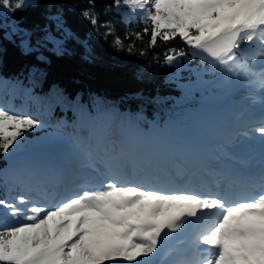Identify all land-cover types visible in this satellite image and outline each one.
<instances>
[{
	"label": "snow or ice",
	"instance_id": "snow-or-ice-1",
	"mask_svg": "<svg viewBox=\"0 0 264 264\" xmlns=\"http://www.w3.org/2000/svg\"><path fill=\"white\" fill-rule=\"evenodd\" d=\"M88 4L95 8L94 0ZM25 6V0L14 5L0 0L5 13ZM112 7L138 16L143 28L136 39L150 33L149 48L158 40L170 45L179 39L190 50L166 47L164 63L169 66H178L188 55L199 56L202 64L210 65L203 71L218 74L221 84L243 81L264 93V67L257 72L249 62L264 58V0H113ZM81 15L96 28L99 17L94 12L84 10ZM48 19L56 21L65 37L72 35L60 14ZM100 27L109 29L105 36L113 34L109 23ZM13 31L30 35L19 28ZM43 31L42 40L59 52L63 39L47 28ZM114 44L124 48L119 36ZM22 46L31 50L26 41ZM133 47L128 45L129 52ZM250 47L257 52L248 57ZM197 79L214 83L203 81L202 73ZM41 127L39 119L0 106V157L23 152L33 144L25 133ZM256 139L262 150L260 165L244 175L242 183L259 191L239 198L174 182L161 186L156 169L181 148L166 139L113 140L102 122L87 140L49 141L51 153L21 159L13 181L20 191L12 198L0 196V264H154L162 244L182 233L189 237L188 247L171 260L165 253L158 264H264V113L225 139L214 159L230 158L229 149L237 141ZM35 143L40 144V138ZM92 176L102 179L93 184ZM73 180L81 182L74 189L64 187ZM45 184L64 190L46 201Z\"/></svg>",
	"mask_w": 264,
	"mask_h": 264
},
{
	"label": "trees",
	"instance_id": "trees-1",
	"mask_svg": "<svg viewBox=\"0 0 264 264\" xmlns=\"http://www.w3.org/2000/svg\"><path fill=\"white\" fill-rule=\"evenodd\" d=\"M14 2L16 0H12L13 5ZM94 3L95 8L89 9L88 0H25V7L9 12L16 28L30 35L10 33L0 23V106L13 113L30 115L43 124L34 132L25 133L28 140L33 141L27 150L36 146L49 153L51 149L46 147L49 141L67 144L78 137L87 140L103 122L107 125V135L113 140L130 136L144 142L146 137L145 143L159 138L180 145V151L156 169L158 177H170L171 173L184 177L187 171L183 166L187 165L183 158L190 165L189 170L196 174L201 160H194L196 150L192 144L182 141L191 139L187 135L190 127L186 129V126L194 122L202 132L219 139L218 145L208 144V139L201 145L202 136L197 134L194 138L199 152L204 151L208 157L211 149L219 155L218 147L232 134L230 129L237 114L236 107L223 103L214 106L209 99L202 101L198 90L183 97L182 77L184 83L194 80L188 69L204 72L203 69L210 65L202 64L199 56L188 55L179 60L183 69L174 70L164 63V49L172 46L190 51L179 39L171 41L170 45L158 40L155 48H149L150 33L136 39L135 34L143 28L138 16L124 17L121 10L118 12L112 7L113 0H94ZM109 7L112 10L105 11ZM84 10L99 17L95 29L81 15ZM57 14L61 15L63 27L72 33L71 36L65 37L63 29L57 30L56 21L48 19ZM104 23L110 24L112 35L105 36L109 29L100 27ZM45 28L57 39H63L59 52L54 50L52 43L42 40ZM117 36L123 42L122 50L114 44ZM38 40L41 43L38 44ZM25 41L31 50L22 46ZM130 44L134 45L131 52L128 50ZM141 51L147 55H140ZM256 52L255 47H250L247 55L251 57ZM249 62L254 71L264 67L260 65L264 58L257 57ZM204 73L208 79L217 78L211 71ZM217 85L208 86V97L219 91ZM193 113L196 115L190 117ZM172 135H176L178 141H174ZM35 138H40L41 143H35ZM9 166L8 157H0V196L12 198L20 189L13 187L15 171L10 176L5 174ZM206 166L205 178L212 171ZM133 167L129 165L130 174ZM197 179L204 181L202 176ZM159 181L167 184L160 177Z\"/></svg>",
	"mask_w": 264,
	"mask_h": 264
},
{
	"label": "rangeland",
	"instance_id": "rangeland-1",
	"mask_svg": "<svg viewBox=\"0 0 264 264\" xmlns=\"http://www.w3.org/2000/svg\"><path fill=\"white\" fill-rule=\"evenodd\" d=\"M14 4H15V2H14ZM120 12L124 15V17H126V16L127 17L132 16V15L128 14V9L127 8L121 9ZM133 17H135V16H133ZM0 23L3 25V27L6 28V30L8 32H10V33L11 32H13V33L17 32V31H13V29L16 28V25L14 24V22H12V19L10 18L9 13H5L2 8H0ZM177 63H178V66H172V67L174 68V70L180 72V70L183 69V68L181 67L180 61H178ZM256 69H258V68H256ZM199 73H202V80L203 81H214V83L219 84V85H217V89L219 91L216 92V93H213L215 95L214 96L212 95L211 98H210V101L212 103H214V106H215V104L220 105L219 103H224V102H226V103H224L222 105L228 106V105L231 104V105L235 106V105H237L238 103H241L244 100H246V101L248 99L249 100H252V101H249L248 103H245L244 105H242L241 108H239V112L241 113V115H240V119L238 120V124H237L238 126H240V124L243 125V126H245V123L247 122V119H250L251 117L255 116V113H258V112H263L264 113V102H263V105H257L256 107H255V104H253V103H256L257 102V99H258L257 96L259 94L262 95V96H264V93H261L256 88H254V91L253 92L249 91V89H251V87H249L243 81L233 80L232 82H230L228 84H221V81L218 78V74H217V78L216 79H208L207 75L204 72H201V71L199 72V71L192 70L191 71V74H193V76H194V80L193 81H186L184 83V82H182V80H185L184 77H182V79L180 81L181 84H182V86L180 87V89L182 90V93L181 94H182L183 97L184 96L187 97L188 95H190L191 92H194L195 90H198L201 93L200 94L201 96H205L206 94L208 95V93H209L208 86L210 84H205V83H202L200 80H198L197 79V74H199ZM176 76H178V78H179V74H176ZM201 96H200V99H202ZM204 99L206 100V102L208 101V98H204ZM204 99L202 101H204ZM238 100H240V102H238ZM238 105H237V107H238ZM250 108H254V110H253L254 113L248 112V110ZM197 109H198V107H197ZM198 111H200V109H198ZM194 115H196V113H193L190 117H192ZM237 115H238V113H237ZM187 127L188 128L190 127V129L188 130L189 132L187 133V135L190 138L197 135L198 130L193 131L194 129H197L196 128L197 127V124L196 123L191 122V124H189V125L186 126V129H187ZM236 131H238V130H236ZM172 137H173L174 141H178V137L176 135H172ZM146 139L147 138L145 137L144 138V143H145V140ZM195 140H197V139H195ZM182 141L183 142H187L189 144H192L193 143L192 144V148H194V150H196V152H195L194 155L197 156L194 160L200 159L201 160V165H202L203 158L205 159V157H207V155H204V151H202L200 153L199 152L200 150H197L199 146H198L197 143L196 144L194 143V139H190V140L189 139H185V140L183 139ZM252 141H259V140L256 139V140H252ZM218 142H219V139H212V140H210V137H209L208 144H212L213 143L215 145H218L217 144ZM237 142L240 143V146H241V143L242 144H244V143L246 144L248 142V140L247 141H242V142L241 141H237ZM199 143L201 145H204V143H207V142L205 140H202V142H199ZM201 148H205V146H202ZM29 152H31V151H29ZM37 152H40V153L39 154H36ZM18 153H19L18 156L8 157V159L10 160V166H9L8 169H6V173H5L6 176L7 175L10 176V174L12 172H14V171L16 172L17 171V169L19 167V163H20L21 159L24 157V154L23 153H20V152H18ZM32 153H35L36 155H42V151H40L38 149H35V152H32ZM212 155L214 156V155H216V153H212L211 149H209L208 150V162L211 161V160H213ZM182 156L185 157V155H183V154H182ZM184 163L187 166H183V169H184V171H187L188 173H187V175L185 174V176L182 177V179H184V180L179 179L177 181H181L182 184H188V181L186 180V177L188 175H190V173H191V171H189V166L190 165H188V163L186 162L185 159H184ZM195 164H197V161L195 162ZM159 177L161 178L162 176H159ZM162 178H164V181L169 182V185L168 186L172 185V183L174 182L173 176H170V177L167 176V177H162ZM192 178L195 181L197 179L196 176H195V174H193ZM13 179H15L14 176H13ZM89 179H90V182L91 183L98 184L102 178L101 177H98V176H92ZM79 182H81V181L80 180H73L69 184L68 181H65L64 187L65 188L70 187V188H73L74 189L75 186L77 184H79ZM204 182H205L206 187H208L207 180H205ZM175 186H178V185L175 184ZM184 186L185 187H189V186H186V185H184ZM42 187H43L42 193H47V195H46L45 198H49L48 200L54 199L58 192L64 190L63 188H58V189H56L54 191L53 188H52V186L49 185V184H45ZM38 191H40V189H38ZM256 194H252L251 196H254ZM251 196H249V197H251ZM239 197L240 196H238L237 198H239ZM168 247L166 249H168ZM177 247L178 246L175 245L173 248L169 249V255H172L174 249L177 248Z\"/></svg>",
	"mask_w": 264,
	"mask_h": 264
},
{
	"label": "bare ground",
	"instance_id": "bare-ground-1",
	"mask_svg": "<svg viewBox=\"0 0 264 264\" xmlns=\"http://www.w3.org/2000/svg\"><path fill=\"white\" fill-rule=\"evenodd\" d=\"M242 128H246L245 126H239V128H238V130H240V129H242ZM248 141H251V140H248ZM257 141H254V143H256ZM259 143V141L257 142V144ZM218 155V154H217ZM217 155H215V156H217ZM216 162V161H215ZM216 164V163H215ZM227 174V172L225 171V175ZM176 184L178 185V186H184V185H186V186H189V187H196L198 190H200L199 188H198V186H197V184H195V183H189V184H182L180 181H178V182H176ZM240 187L241 188H243L244 190H242V192H244V191H248L249 190V188H250V184H248V185H242V184H240ZM209 191H214V192H220V193H223V194H225V195H227V196H229V197H232V198H237V196L231 191V190H229V186H228V182H227V180L226 181H224L223 183H221V184H219L218 186L216 185V184H213L212 186H211V188L209 189ZM46 200H48V199H46ZM186 236V235H185ZM186 238V237H185ZM188 241L189 240H185V241H183V240H178V241H175V242H173L172 244H171V246L168 248V249H164V250H161V253H160V255H158L157 257H155L154 258V264H158V262L160 261V259L161 258H165L164 257V254L165 253H168V259H174L175 258V256L174 257H170L169 256V249H171L174 245H177V246H180V245H182V244H187L188 243Z\"/></svg>",
	"mask_w": 264,
	"mask_h": 264
}]
</instances>
